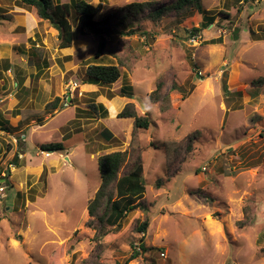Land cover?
Listing matches in <instances>:
<instances>
[{
	"label": "rangeland",
	"instance_id": "1",
	"mask_svg": "<svg viewBox=\"0 0 264 264\" xmlns=\"http://www.w3.org/2000/svg\"><path fill=\"white\" fill-rule=\"evenodd\" d=\"M86 1L100 21L131 3L157 10L176 2ZM201 6L205 13L192 7L160 19L146 12L119 27L98 58V40L77 33L75 12L73 44L63 49L34 8L0 0V90H10L1 112L10 119L13 97L32 100L14 109L22 119L0 123V264H125L142 240L155 249L129 264H264V0ZM91 65L119 66L121 78L89 84ZM71 83L80 87L73 103L65 100ZM159 84L165 112L151 100ZM131 103L149 117L147 130L119 118ZM38 121L47 124L29 134ZM50 142L64 150L42 151ZM117 151L129 154L121 175L141 156L147 189L134 204L149 212L131 211L97 241L87 208L101 184L99 157ZM146 219L144 235L136 228Z\"/></svg>",
	"mask_w": 264,
	"mask_h": 264
},
{
	"label": "trees",
	"instance_id": "2",
	"mask_svg": "<svg viewBox=\"0 0 264 264\" xmlns=\"http://www.w3.org/2000/svg\"><path fill=\"white\" fill-rule=\"evenodd\" d=\"M20 4L34 8L37 16L43 20L50 22L59 32L61 38L60 48H70L74 40V26L70 20V16L75 12L78 17L77 33L80 35H93L98 40V49L96 57H102L107 52L108 39L114 36L117 29L134 22L141 15L148 12L152 18L160 19L168 11H177L188 8H196L199 13H205L201 6V0H176V2L162 9L153 10L155 4L152 3H131L123 8L121 17L108 15L103 20H97L100 9L93 6L86 0H71L70 3H62L55 0H16ZM1 16V14H0ZM209 25L213 24L214 18H209ZM114 22V23H113ZM199 30L191 31L192 36H197ZM131 33H134L133 30ZM214 42V40H213ZM86 77L89 84L101 83L111 85L121 78V70L116 65H91L86 70ZM264 82V79L259 80ZM163 84H159L158 88L151 93V100L154 103L161 104V110L167 111L169 108L168 98L161 96ZM60 98L55 100V105H59ZM167 102V104H165ZM58 107V106H55ZM119 118H134L135 130L150 127V119L148 116H138L134 104H128L119 114ZM106 131L105 133H109ZM112 135L111 132L109 133ZM109 136V137H110ZM109 137H106L109 139ZM112 139V137H110ZM109 139V140H110ZM42 150L60 152L64 150L62 143H51L42 146ZM129 158L128 152H112L104 154L98 159V169L101 175V184L93 199L88 204V214L90 216L89 226L95 230V239L102 240L111 231H118L122 228L123 221L131 211L141 210L144 213L149 212V208L143 202L134 204L136 199H142L146 193V183L144 178V166L141 156H138L133 168L121 175L123 164ZM240 226L245 222H240ZM149 227V219L137 225V232L146 234ZM155 248H147L143 240L138 246H132V255L125 262H130L140 258L149 250ZM147 264V263H143Z\"/></svg>",
	"mask_w": 264,
	"mask_h": 264
},
{
	"label": "crops",
	"instance_id": "3",
	"mask_svg": "<svg viewBox=\"0 0 264 264\" xmlns=\"http://www.w3.org/2000/svg\"><path fill=\"white\" fill-rule=\"evenodd\" d=\"M64 49H67V48H64ZM24 55H25V53H23ZM24 55H21V57L20 56H18V57H15L14 58V56H13V58H14V61H16L17 60V58H18V60H21L22 59V61H25V59H26V57L27 56H24ZM2 57H3V59L4 58H11V54H10V52H7V53H2ZM17 60V61H18ZM1 61V60H0ZM94 85H88V84H85L84 85V87H93ZM69 87H70V90H69V92H67V97L65 98V100L69 97V103H73L74 102V92L76 91V89L79 87V85H77V84H75V83H71V84H69ZM80 88V87H79ZM10 90H0V97L3 95V93H7V92H9ZM3 92V93H2ZM65 94V93H64ZM40 98V97H39ZM12 101H14V102H12L11 103V108H10V119H9V115L7 114V113H3L4 112V110L1 112V109H0V123H2V124H7V125H12V121H14V120H17L18 118L19 119H22L21 118V116L20 115H18L17 117V119H15L14 118V115H13V113H14V109L19 105V104H21V103H23V104H25L26 105V107H27V105L28 104H31V101L32 100H29L28 102H23L22 100H18L17 99V97H13L12 98ZM123 102L125 103L126 102V100L124 101L123 100ZM114 103V102H113ZM41 103H39L38 105H40ZM63 104V103H62ZM62 104H60L61 106H63ZM41 106V105H40ZM59 112V108H57V109H55V111L53 112V114L54 113H58ZM2 113L4 114V116H2ZM51 115L52 114H50V116L49 117H51ZM51 119H53V118H51ZM50 119V120H51ZM47 120V119H46ZM49 120V119H48ZM47 120V121H48ZM2 124H0V125H2ZM47 123L46 122H44L43 121V123H40L39 121H38V125L37 126H31V130H29V134L31 133L32 135H36V134H38V131H40L41 130V128H43L45 125H46ZM1 127V126H0ZM5 127V126H4ZM3 127V131H8L9 132V128L6 126V128H4ZM28 134V135H29ZM28 135H27V137H26V135H25V137H26V141L28 142V140H29V138H28ZM47 143H49V142H47ZM51 143V142H50ZM45 145H48V144H45ZM44 146V145H43ZM41 149H42V146H41ZM53 151V150H52ZM51 150L49 151V152H51V153H53V152H55V151H53L52 152ZM1 153H2V144H0V155H1ZM26 155V154H25ZM15 163V162H14ZM14 165H19V162H16ZM28 166H24V165H21L20 166V168H17V169H21V174H23V172H25V173H29L28 171H27V168ZM14 169V168H13ZM3 181H4V179H3Z\"/></svg>",
	"mask_w": 264,
	"mask_h": 264
},
{
	"label": "built area",
	"instance_id": "4",
	"mask_svg": "<svg viewBox=\"0 0 264 264\" xmlns=\"http://www.w3.org/2000/svg\"><path fill=\"white\" fill-rule=\"evenodd\" d=\"M193 41H194V42L197 41V37H196V36L193 37ZM47 156H48V155H47Z\"/></svg>",
	"mask_w": 264,
	"mask_h": 264
},
{
	"label": "water",
	"instance_id": "5",
	"mask_svg": "<svg viewBox=\"0 0 264 264\" xmlns=\"http://www.w3.org/2000/svg\"><path fill=\"white\" fill-rule=\"evenodd\" d=\"M142 108H143V110H145V107L144 106H142ZM52 151V150H51ZM53 152V151H52Z\"/></svg>",
	"mask_w": 264,
	"mask_h": 264
},
{
	"label": "clouds",
	"instance_id": "6",
	"mask_svg": "<svg viewBox=\"0 0 264 264\" xmlns=\"http://www.w3.org/2000/svg\"><path fill=\"white\" fill-rule=\"evenodd\" d=\"M42 151H44V150H42ZM45 152V151H44ZM47 152H49V151H47Z\"/></svg>",
	"mask_w": 264,
	"mask_h": 264
},
{
	"label": "bare ground",
	"instance_id": "7",
	"mask_svg": "<svg viewBox=\"0 0 264 264\" xmlns=\"http://www.w3.org/2000/svg\"><path fill=\"white\" fill-rule=\"evenodd\" d=\"M48 156H50V155H48Z\"/></svg>",
	"mask_w": 264,
	"mask_h": 264
}]
</instances>
